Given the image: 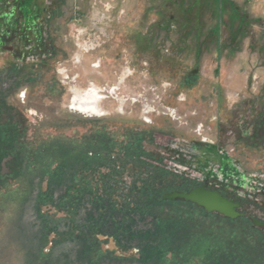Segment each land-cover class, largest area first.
Wrapping results in <instances>:
<instances>
[{
  "label": "rangeland",
  "instance_id": "rangeland-1",
  "mask_svg": "<svg viewBox=\"0 0 264 264\" xmlns=\"http://www.w3.org/2000/svg\"><path fill=\"white\" fill-rule=\"evenodd\" d=\"M263 205L264 0H0V264H264Z\"/></svg>",
  "mask_w": 264,
  "mask_h": 264
},
{
  "label": "water",
  "instance_id": "water-1",
  "mask_svg": "<svg viewBox=\"0 0 264 264\" xmlns=\"http://www.w3.org/2000/svg\"><path fill=\"white\" fill-rule=\"evenodd\" d=\"M163 200H183L204 209L207 213H217L231 220H236L242 216L238 211L240 209L239 203L232 202L217 191L209 190L206 185L193 189L189 193L173 192L166 194L163 196ZM253 224L264 229V222L254 219Z\"/></svg>",
  "mask_w": 264,
  "mask_h": 264
},
{
  "label": "flooded vegetation",
  "instance_id": "flooded-vegetation-1",
  "mask_svg": "<svg viewBox=\"0 0 264 264\" xmlns=\"http://www.w3.org/2000/svg\"><path fill=\"white\" fill-rule=\"evenodd\" d=\"M9 41V40H8ZM9 49H11V48H9ZM263 207H264V205H263Z\"/></svg>",
  "mask_w": 264,
  "mask_h": 264
},
{
  "label": "bare ground",
  "instance_id": "bare-ground-1",
  "mask_svg": "<svg viewBox=\"0 0 264 264\" xmlns=\"http://www.w3.org/2000/svg\"><path fill=\"white\" fill-rule=\"evenodd\" d=\"M93 107V106H92ZM87 109H88V107H87ZM88 111V110H87Z\"/></svg>",
  "mask_w": 264,
  "mask_h": 264
}]
</instances>
